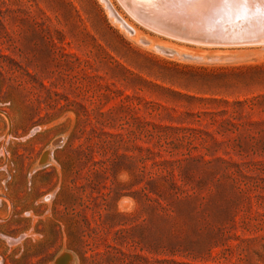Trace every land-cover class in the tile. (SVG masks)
Listing matches in <instances>:
<instances>
[{
    "label": "rangeland",
    "instance_id": "obj_1",
    "mask_svg": "<svg viewBox=\"0 0 264 264\" xmlns=\"http://www.w3.org/2000/svg\"><path fill=\"white\" fill-rule=\"evenodd\" d=\"M108 1L0 0V264H264V44Z\"/></svg>",
    "mask_w": 264,
    "mask_h": 264
},
{
    "label": "water",
    "instance_id": "obj_2",
    "mask_svg": "<svg viewBox=\"0 0 264 264\" xmlns=\"http://www.w3.org/2000/svg\"><path fill=\"white\" fill-rule=\"evenodd\" d=\"M257 2V1H256ZM126 6V10H130L136 18L141 23H157L164 28V32L167 35L172 36L173 38H185L189 41L199 42L201 44H211L213 46H233V45H256L264 44V39H260L261 30L257 29V19L251 20L250 15L259 14V12H238L236 10L232 11L234 18L231 19V22H236L240 20V24H233L227 27V24L221 20V16L218 17L211 15V20H213L218 26L211 29H201L197 31H184L179 32L178 29L184 30L185 28L181 26V23L178 22L173 25L171 21L167 19V15L171 12L178 13L181 12L186 16L191 15L187 14V11L184 12L181 9V0H156L155 7H151L148 3H142L135 0L123 2ZM259 4V1L257 2ZM258 7V6H257ZM211 8L201 9L203 13H209ZM230 9V8H226ZM223 9L221 11H224ZM129 12V11H128ZM130 13V12H129ZM231 14V12L229 13ZM174 16V15H173ZM205 16V15H204ZM255 23V25H252ZM186 30V29H185ZM200 31V32H198ZM49 152L45 153L47 156ZM74 260L73 254L67 251H62L55 259L56 264H72Z\"/></svg>",
    "mask_w": 264,
    "mask_h": 264
},
{
    "label": "bare ground",
    "instance_id": "obj_3",
    "mask_svg": "<svg viewBox=\"0 0 264 264\" xmlns=\"http://www.w3.org/2000/svg\"><path fill=\"white\" fill-rule=\"evenodd\" d=\"M122 3L124 2V0H121ZM125 1H130V0H125ZM257 2L259 0H256ZM103 2L106 4L107 8L109 9L110 13L112 14V16L114 18H116V20L118 22L121 23V25L127 29L128 31H133V27H131L130 25L127 24V22L124 21V19H122L121 17H119L115 11L113 10L112 6L110 5V2L108 0H103ZM156 2V1H155ZM155 2L153 0H145V3H148L152 8L155 7ZM123 5L125 6V4L123 3ZM257 6L259 7V4H257ZM126 7V6H125ZM181 9L186 12L187 11V14L188 13H191V15L189 16H186L184 15L183 13L181 12H178V13H175L174 12H171L172 14H168L167 15V19L169 21H171V23L173 25H175L176 22H178L179 24L181 23V26L184 27L185 29L182 30L181 28L178 29V33L179 32H191V31H197V30H201L203 28L205 29H211V28H215L216 26H218L213 20H211V15L212 16H216L218 15V17H222L221 20L223 22L227 21V20H231L234 18V15L232 14V11H234L233 9H226L224 11H221V10H213V9H210V12L209 13H203L204 15H202V11L201 9L202 8H195V7H190L186 4H183L181 6ZM205 9V8H203ZM131 14L132 12L130 10H128ZM231 12V14H229ZM133 15V14H132ZM174 15V16H173ZM249 18L251 20H254L256 18L257 19V25H255V23H252V25H255L256 27H258L257 29L261 30V34H260V39H264V18H262V16L260 14H253V15H250ZM239 21V20H238ZM144 23V22H143ZM236 23V22H235ZM146 24L147 26H149L150 28L154 29L155 31H159V32H164V28L162 26H160L159 24L157 23H144ZM225 24H227L225 22ZM230 24L232 25V23L230 22ZM229 26V24H227V27ZM199 32V31H198ZM166 33V32H164ZM180 38V37H179ZM182 39V38H181ZM185 39V38H184ZM211 45V44H209Z\"/></svg>",
    "mask_w": 264,
    "mask_h": 264
},
{
    "label": "snow or ice",
    "instance_id": "obj_4",
    "mask_svg": "<svg viewBox=\"0 0 264 264\" xmlns=\"http://www.w3.org/2000/svg\"><path fill=\"white\" fill-rule=\"evenodd\" d=\"M181 2L195 8L213 10L231 8L238 12H259L264 18V0H259V7H257L256 0H181Z\"/></svg>",
    "mask_w": 264,
    "mask_h": 264
}]
</instances>
